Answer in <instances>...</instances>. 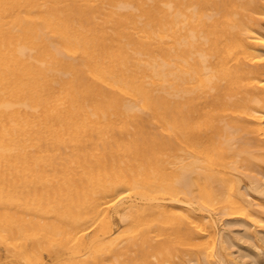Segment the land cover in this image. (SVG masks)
Masks as SVG:
<instances>
[{
    "label": "bare ground",
    "instance_id": "obj_1",
    "mask_svg": "<svg viewBox=\"0 0 264 264\" xmlns=\"http://www.w3.org/2000/svg\"><path fill=\"white\" fill-rule=\"evenodd\" d=\"M262 22L264 0H0V264H203L218 216L263 222L240 188Z\"/></svg>",
    "mask_w": 264,
    "mask_h": 264
},
{
    "label": "rangeland",
    "instance_id": "obj_2",
    "mask_svg": "<svg viewBox=\"0 0 264 264\" xmlns=\"http://www.w3.org/2000/svg\"><path fill=\"white\" fill-rule=\"evenodd\" d=\"M263 26H264V22H262L260 24V27H263ZM252 173L253 172L251 171L249 173V175L256 179V184L259 180L256 178L255 175L259 174V176H257V177L258 178L261 177V179L259 178L260 182L262 179H264L263 178L264 173L261 174L262 172L257 171V170H255L253 175H252ZM244 175L247 177V180H248V178H250L249 175L248 176L246 174H244ZM246 177H245V179H246ZM245 179H243L242 184H241V182L240 183L238 182L239 183L238 187H240V184H241L240 188L243 192V196H244L245 200L250 201L253 204L254 213L256 211V213L258 214L257 215L255 213L257 215V217L259 216L260 218L259 217L258 218L263 221L264 220V204H261V202L263 203V201H264V198H262L264 195L257 194V192L259 193L258 190L264 189L263 188V186H264L263 181L264 180L261 182V184L263 183L261 185L262 187L256 185L258 190H255V188H256L255 184H253L254 188H252L253 185L251 184V180H249L250 182H248ZM240 181H242V180H240ZM243 185H244V187H243ZM248 185L251 186V189L248 188ZM250 190L252 192H250ZM255 191H257V192H255ZM262 192H264V191L262 190L260 193H262ZM250 196L251 197L253 196V197L251 198ZM260 196H262V197H260ZM257 202H259L262 206L258 205L259 203L256 204ZM256 215H254V216H256ZM259 224H260V226H259ZM216 230L220 234V238L217 237L218 238L217 239L215 237L216 239H214L212 241L213 243L211 242V244L214 245V249L211 250L209 256L206 259H203L204 260L203 264H230V263L231 264H234V263L235 264H264V246H263L264 245V221L261 223L257 222V224H256V223H252V221H250V220L248 221V219H246L245 217H234V216H226V215L218 216V218L216 220ZM217 240L218 241L222 240L223 246L225 247L224 253H225L226 257L230 259V261H227L225 263L224 260H222V258L220 257L221 253L219 252V242ZM211 253L213 256L211 255ZM186 260H187V262H185V264H197L194 260L193 261L192 260L190 261L188 259H186Z\"/></svg>",
    "mask_w": 264,
    "mask_h": 264
}]
</instances>
